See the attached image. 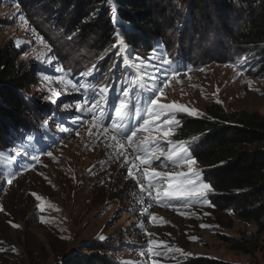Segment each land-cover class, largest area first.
<instances>
[{"label": "rangeland", "instance_id": "374dc122", "mask_svg": "<svg viewBox=\"0 0 264 264\" xmlns=\"http://www.w3.org/2000/svg\"><path fill=\"white\" fill-rule=\"evenodd\" d=\"M154 1L166 9L163 37L133 47L122 40V28L126 27L122 24L115 29L113 48L100 58V52L86 39L72 35L64 11L59 12L57 20V14L48 6L26 0H0V50L11 49L17 73L26 74L25 93L31 107L10 141L0 145L4 154L0 157V264H60L65 256L85 253L82 248L88 244H102L113 264H183L196 257L231 264H264V231H258L255 224L242 222L229 211L216 210L210 203L185 208L179 201L158 203L141 193L136 180L127 174L130 164L125 163V157L135 160L137 153L127 148L124 155L114 158L115 150L106 146L112 142L103 137L96 139L90 117L74 125L72 119L80 114L74 107L62 108L65 103L74 106L80 102L82 92H62L56 104L42 99L50 94L49 88L62 90L56 77L92 82L109 88L104 108L112 117L114 107L124 99L123 88L131 87L138 75L148 73L145 80L158 75L145 65L156 64L164 56L172 60V67L178 68L180 75L164 89L161 102H175L198 113L189 116L181 112L177 120L182 115H203L209 102L228 113L263 115L264 63L259 55L229 48L224 25L212 18V8L199 17L185 0ZM103 6L115 22L113 1L103 0ZM242 18L241 13L224 20L228 27L237 29ZM37 36L43 37L44 44ZM41 52L45 55L37 59ZM42 74L53 77L52 82H44ZM128 99L134 102L135 93ZM41 122H47L48 127L41 128ZM137 122L132 119L133 124ZM61 123L73 131L59 132L56 124ZM105 123L111 127L112 120ZM177 128L172 127V133ZM22 132L34 139L25 137L22 142ZM144 135L148 133H140L138 138ZM17 151L25 155L13 160L10 153ZM47 152L53 156H47ZM163 161L161 157L154 163L160 165ZM135 163L139 165L138 160ZM19 164L24 170L18 171L8 185V174ZM144 167L133 169V173L146 184ZM195 167L200 171L198 164ZM171 170V166L157 167V171ZM33 193L41 200H36ZM40 203L44 204L43 211L38 207ZM152 215L155 221L150 219ZM149 239L157 242L154 252L166 255L148 253ZM160 242L191 255L167 252L163 244L157 247ZM236 244H242L249 254L234 252Z\"/></svg>", "mask_w": 264, "mask_h": 264}, {"label": "trees", "instance_id": "16d2710c", "mask_svg": "<svg viewBox=\"0 0 264 264\" xmlns=\"http://www.w3.org/2000/svg\"><path fill=\"white\" fill-rule=\"evenodd\" d=\"M26 1L48 6V10L57 14V20L61 17L59 12L64 11V20L72 35L86 39L100 52V58L113 48L115 29L122 24L126 25L122 28V40L133 47L163 37L166 9L154 0H111L115 22L110 19L103 0ZM185 1L190 2L192 13L199 17L212 8L215 11L212 18L224 25L227 46L255 52L264 63V0ZM241 13L240 27H228L224 17H238ZM26 81L25 73H17L13 51L0 50V145L10 141L31 110L25 93ZM178 121L172 139L188 144L203 181L213 189L207 196L209 203L216 210L229 211L240 221L253 223L258 231H264V114L228 113L209 102L203 115H182ZM232 250L249 254L242 244L234 245ZM82 251L85 253L65 256L60 264H113L107 255L108 249L102 244H88ZM183 264L231 263L196 257L186 259Z\"/></svg>", "mask_w": 264, "mask_h": 264}, {"label": "snow or ice", "instance_id": "6c2138e0", "mask_svg": "<svg viewBox=\"0 0 264 264\" xmlns=\"http://www.w3.org/2000/svg\"><path fill=\"white\" fill-rule=\"evenodd\" d=\"M20 19L23 20L24 17L21 16ZM37 39L40 44H44L43 37L37 36ZM44 55L41 52L37 59ZM152 59H157V57L153 56ZM172 64V60L164 56H161L156 64H150V62L146 64L145 67L150 65L153 72L158 73V75L150 76L149 80L144 78L148 73L138 75V79L131 87H124V99L120 100L119 104L114 107L112 117L107 116L104 108L107 103L109 88L107 86L97 87L92 82L78 83L65 76L56 77L58 83L63 86L62 90L57 91L49 88L48 92L50 94L42 97V99L56 104L62 92H82L83 99L80 102L74 106L65 103L62 108L68 110L70 107H74L75 112L80 114L72 119L74 125L84 122L86 116L90 117L91 129H96V139L99 141L103 137L104 141L112 142L106 146L115 150L116 157L114 158L124 155L127 148H132L137 153L135 160H129L128 157H125V163L130 164L127 174L136 180L141 193H145L152 201L158 203L167 204L172 201H179L185 208L196 204L208 205L207 196L213 189L209 183L203 181L201 172L195 167L197 161L190 155L188 144L169 139L170 136L174 135L171 128L179 125V121L176 119L178 113L183 112L189 116L198 114L195 110L188 109L186 106L175 102L171 104L161 102L164 89L169 86L170 81L180 75L179 69L172 67ZM137 72L140 73L139 68ZM42 80L51 83L53 77L42 74ZM249 84H251V81H249ZM132 93H135L134 102L128 99ZM133 118L138 122L133 124ZM107 119L112 120L111 127L105 123ZM40 127H48L47 122H41ZM56 128L61 133L73 131V129L62 123L56 124ZM91 129L90 135H92ZM153 131L158 134L151 135ZM140 133H148V135H144L142 139H139L138 134ZM76 135H79V131H76ZM25 137L29 141L34 139L30 133L22 132L20 137L22 142ZM3 155V152H0V157H3ZM10 155L15 160L18 156L25 155V153L17 151L10 153ZM46 155L52 157L53 153L47 152ZM161 157L164 158L163 163L160 165L155 164L154 161H160ZM136 160L139 161V165L135 163ZM36 162L39 163V160H36ZM140 166H145L143 168V180L147 181L146 184L140 178L134 176L133 169L139 170ZM168 166H171V171H157V167ZM21 170H24V165H17L16 170L8 174L6 183L11 185L17 172ZM33 196L36 200H41L38 194L33 193ZM38 207L41 211L44 210L43 203H40ZM2 210L0 209V211ZM145 212H147V208H145ZM41 219L43 220V218ZM150 219L155 221L156 216L152 215ZM12 226L19 227L15 224ZM201 226L208 227V225ZM100 239L103 240L105 237L101 236ZM191 239L196 240L197 237ZM156 243V241L149 239L148 253L154 256L166 255V253L160 251H153V245ZM160 244L167 248V252L180 253L185 257L191 255L183 252L180 248L169 247L165 242H160L157 247ZM140 254L144 255L143 252ZM153 264H156V262L153 261Z\"/></svg>", "mask_w": 264, "mask_h": 264}]
</instances>
